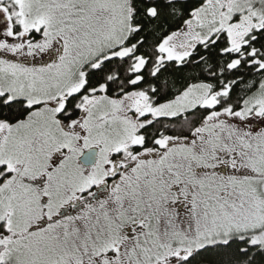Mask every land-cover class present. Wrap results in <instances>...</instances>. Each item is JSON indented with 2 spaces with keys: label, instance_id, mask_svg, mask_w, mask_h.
<instances>
[{
  "label": "snow or ice",
  "instance_id": "1",
  "mask_svg": "<svg viewBox=\"0 0 264 264\" xmlns=\"http://www.w3.org/2000/svg\"><path fill=\"white\" fill-rule=\"evenodd\" d=\"M0 264H264V0H0Z\"/></svg>",
  "mask_w": 264,
  "mask_h": 264
}]
</instances>
